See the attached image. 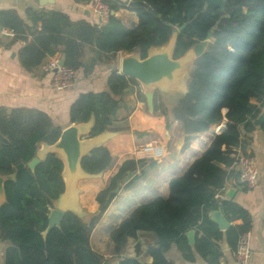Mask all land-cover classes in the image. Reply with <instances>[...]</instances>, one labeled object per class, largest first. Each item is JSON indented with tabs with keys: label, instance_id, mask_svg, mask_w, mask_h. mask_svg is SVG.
Instances as JSON below:
<instances>
[{
	"label": "trees",
	"instance_id": "16d2710c",
	"mask_svg": "<svg viewBox=\"0 0 264 264\" xmlns=\"http://www.w3.org/2000/svg\"><path fill=\"white\" fill-rule=\"evenodd\" d=\"M76 1L89 4L94 0ZM100 1L115 14L125 9L134 12L138 25L129 28L112 15L106 24L99 25L73 21L58 11L29 9L26 17L31 27L16 11L5 10L0 11V29L13 31L15 40L27 42L26 34L31 35V41L19 53L22 65L30 72L59 54L64 66L89 76L97 65L115 62L119 52H136L145 59L149 50L166 46L174 33V59H179L205 41L215 27L205 53L191 70L187 93L169 108L154 102L153 114L162 113L166 130L179 121L188 137L206 134L224 119L226 128L216 133L208 149L184 175L170 181L167 198L158 197L136 208L110 233V239L117 264H141L139 246L136 258L123 256L128 240H136L140 233H152L157 238V244L147 250L152 264H175L166 256L173 245L189 263H194L198 255L208 264H220V242L236 251L240 237L252 229L253 218L246 209L217 196L223 194L229 178L239 179L228 169L234 166L237 149H245L241 128L252 130L261 111L251 101L264 106V0H226L224 10L207 6L204 0ZM129 2H144L157 16L144 7H128ZM107 85L105 92L80 94L70 107L71 124L88 123L94 118L90 137L106 131L129 132V127L116 125L120 111L125 112L121 120L127 121L135 110L133 102L125 99L131 93H136L137 101L144 103L148 111L146 97L134 79L114 70ZM134 125L140 127L137 121ZM261 129L264 132V123ZM61 131L39 110L0 109V134L8 141L0 143V175L14 176L4 184L6 203L0 207L4 264H105L104 257L92 249L90 238L97 216L106 209L93 215L90 222L68 212L60 227L43 236L49 214L64 192L63 163L56 155L48 154L33 171L28 165L41 144L53 145ZM140 163L125 162L110 186L97 195V203L101 205L126 173ZM114 164L115 156L106 146L94 149L81 162L82 169L90 175L105 173ZM215 211L242 224L222 232L210 219ZM192 230L195 243L190 246L186 235Z\"/></svg>",
	"mask_w": 264,
	"mask_h": 264
},
{
	"label": "crops",
	"instance_id": "0c3cea01",
	"mask_svg": "<svg viewBox=\"0 0 264 264\" xmlns=\"http://www.w3.org/2000/svg\"><path fill=\"white\" fill-rule=\"evenodd\" d=\"M29 9L37 12L58 11L67 14L73 21L85 20L98 24L97 17L91 9V3H79L76 0H53V3L41 5L40 0H0V11H16L25 20L27 26L31 27L32 24L26 17V11ZM115 16L129 28L138 25L137 15L129 10H120ZM26 36L27 42L15 40V35H0V109L39 110L46 113L55 125L62 129L72 125L69 116L70 107L80 94L107 91L109 75L114 70L120 73V62L126 55V53L119 52L115 62L97 65L89 76L83 71L78 72L70 89L58 91L52 87L51 76L43 69L45 64L35 72H30L22 65L19 53L32 39L30 34L27 33ZM158 93L163 94L155 89L153 100L156 105L161 106L156 98ZM173 93L176 92L169 94ZM125 99L135 105V110L130 113L127 120L129 132H119L116 137L105 144L115 156L114 166L102 173L100 178L82 181L83 186L79 187L80 204H84L82 208L86 216H93L100 213L99 204L96 201L97 195L110 186L111 180L118 174L122 165L127 161H142L134 171L127 172L124 179L119 181V192L116 193L105 212L97 216L92 229L90 245L94 251L104 257L105 264H117L118 262L112 254L113 243L110 233L139 206L158 197L167 198L170 181L174 177L184 175L187 169L208 149L216 133L223 131L227 124L224 119L220 124L212 126L208 133L188 137L184 134L179 121H174L166 130V119L162 113L154 115L153 112H149V109L146 111V105L137 101L135 92L127 95ZM251 102L260 110L263 108L258 101L252 100ZM124 113L123 110L120 111L119 121ZM134 121H137L140 127L135 126ZM135 132L146 135L137 137L134 135ZM241 133L245 149L239 147L237 153L249 155L255 159L258 169L257 184L254 188H247L239 179L229 178L223 194L217 197L232 200L251 214L253 223L249 232L252 251L250 264H264V132L261 127L254 125L250 131L242 127ZM155 146L163 149V156L159 159L152 156ZM146 147L152 148L151 151L147 152ZM233 171L237 174L234 167L228 169V173ZM228 190L233 191L232 199L226 196ZM227 221L231 226L242 224L240 220L231 222L227 219ZM156 244L157 238L154 234L140 233L136 240H128L123 256L136 258V248L139 246L140 260L145 264H152L153 259L147 255V250ZM219 246L222 252L220 264H238L225 242H220ZM166 256L175 264H208L198 255L194 263L185 261L176 245L172 246Z\"/></svg>",
	"mask_w": 264,
	"mask_h": 264
},
{
	"label": "water",
	"instance_id": "95a60500",
	"mask_svg": "<svg viewBox=\"0 0 264 264\" xmlns=\"http://www.w3.org/2000/svg\"><path fill=\"white\" fill-rule=\"evenodd\" d=\"M41 5L53 3V0H40ZM207 6H216L224 10L226 0H204ZM128 7L137 8L144 7L151 14H157L147 6L144 2H129ZM112 16L115 13L111 12ZM183 27L179 28L182 31ZM215 27L208 33L205 41L195 45L183 57L174 59V47L177 34L174 33L169 43L161 48L151 49L145 59H141L138 53H126L120 62V75L134 79L138 82L145 97L149 112L154 109V90L158 89L163 94L176 92L185 95L188 91L187 80L189 79L191 70L195 61L201 57L208 45L211 42V36ZM61 65H64L63 59ZM264 123V106L261 109L253 124L261 127ZM94 126V118L88 123L72 124L69 127L62 129L59 139L53 144H41L35 158L29 163V168L33 171L35 167L45 160L48 154L56 155L63 163V171L61 177L64 183V192L60 195L55 203V207L48 217V226L43 232V236L54 228L60 227L61 221L65 214L73 212L80 218L85 217V213L80 205V189L79 183L84 180L97 179L102 176L90 175L86 173L81 166L83 158L89 155L94 149L105 146V144L116 137L118 133L106 131L102 134L90 137V133ZM0 143L8 144L7 139L0 134ZM14 179V176L0 175V207L6 203V194L4 184L7 180ZM120 190L119 182L114 190L110 191L106 196L105 201L99 206V212H102L109 205L112 195ZM226 196L233 198V191L228 190ZM211 221L215 223L219 230L225 232L231 224L227 221L221 211H215L210 214ZM187 238L190 246L195 243V231H189ZM141 264H145L140 261Z\"/></svg>",
	"mask_w": 264,
	"mask_h": 264
},
{
	"label": "built area",
	"instance_id": "2783aa9c",
	"mask_svg": "<svg viewBox=\"0 0 264 264\" xmlns=\"http://www.w3.org/2000/svg\"><path fill=\"white\" fill-rule=\"evenodd\" d=\"M91 9L97 17L98 24L107 23L111 10L100 0H94L91 3ZM0 35H14L11 30L0 29ZM62 57L55 55L49 57L44 65V71L51 76L52 87L58 91H66L70 89L75 81L76 73L70 68L61 65ZM152 148L146 147L145 150L150 152ZM153 158L159 159L163 156V149L155 146L153 149ZM236 169L239 181L247 188H254L258 180V169L255 159L249 155L236 153L234 155ZM233 257L238 264H250L252 259V251L250 247L249 233L240 237L236 251H233Z\"/></svg>",
	"mask_w": 264,
	"mask_h": 264
},
{
	"label": "rangeland",
	"instance_id": "374dc122",
	"mask_svg": "<svg viewBox=\"0 0 264 264\" xmlns=\"http://www.w3.org/2000/svg\"><path fill=\"white\" fill-rule=\"evenodd\" d=\"M156 98H157V102L160 105H162L161 103H163L166 106H168V108H169V106L172 107V106L175 105V103L181 98V94H179V93H173V94H166L165 95V94L158 93ZM116 126L123 127V128L124 127L127 128L128 127V123L125 120H121V121H119V123ZM82 186H83V182L81 181L80 184H79V187H82ZM80 205H81V207L84 206L83 203L80 204ZM99 206H100V204H99ZM83 211H84V209H83ZM84 213H85V211H84ZM83 219H85L86 221L90 222V220L93 219V216L92 215L91 216H86V214H85V217ZM4 251H5V244H3L0 241V264H4Z\"/></svg>",
	"mask_w": 264,
	"mask_h": 264
},
{
	"label": "bare ground",
	"instance_id": "6f19581e",
	"mask_svg": "<svg viewBox=\"0 0 264 264\" xmlns=\"http://www.w3.org/2000/svg\"><path fill=\"white\" fill-rule=\"evenodd\" d=\"M155 124H157V123H155Z\"/></svg>",
	"mask_w": 264,
	"mask_h": 264
}]
</instances>
